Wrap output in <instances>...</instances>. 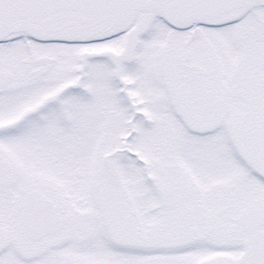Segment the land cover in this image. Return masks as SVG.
I'll use <instances>...</instances> for the list:
<instances>
[{
    "label": "snow or ice",
    "instance_id": "snow-or-ice-1",
    "mask_svg": "<svg viewBox=\"0 0 264 264\" xmlns=\"http://www.w3.org/2000/svg\"><path fill=\"white\" fill-rule=\"evenodd\" d=\"M0 264H264V0H0Z\"/></svg>",
    "mask_w": 264,
    "mask_h": 264
}]
</instances>
